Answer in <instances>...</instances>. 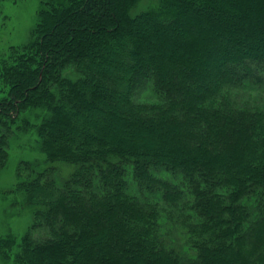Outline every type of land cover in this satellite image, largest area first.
I'll return each mask as SVG.
<instances>
[{
	"label": "trees",
	"instance_id": "16d2710c",
	"mask_svg": "<svg viewBox=\"0 0 264 264\" xmlns=\"http://www.w3.org/2000/svg\"><path fill=\"white\" fill-rule=\"evenodd\" d=\"M42 2L29 46L0 62V170L31 130L46 157L16 170L33 222L15 264H264V108L241 96L264 95V0ZM132 44L127 75L98 80L105 50ZM121 166L138 172L101 180Z\"/></svg>",
	"mask_w": 264,
	"mask_h": 264
},
{
	"label": "rangeland",
	"instance_id": "374dc122",
	"mask_svg": "<svg viewBox=\"0 0 264 264\" xmlns=\"http://www.w3.org/2000/svg\"><path fill=\"white\" fill-rule=\"evenodd\" d=\"M42 1L43 0H0V62L7 60L10 54H17V52H20V48L22 49L25 45L29 46L32 41V33L39 24L38 12L42 9H46L43 6L44 3ZM45 2H49V0H45ZM154 5L155 3L153 2L140 3L137 9L132 13L131 17L148 11ZM151 17L152 16L150 14L146 16L141 15L139 18H137L133 25L137 26L138 28L147 27L151 24V21L149 22V20L153 19ZM137 47L138 46H134L133 44L132 46H123L121 49H119V54L117 55L112 54V49H106V53H104V55L113 57L114 63H110V66L108 64L107 67L95 63V67H97L99 70L97 79H102L104 82L109 80L116 84L119 83V79L127 75L124 66L129 67L128 62L131 60L130 54H133ZM262 63H264L263 60ZM68 67L69 65H65L63 73L67 71ZM150 79L151 76H141L135 78V80L133 79V93L139 97L140 101L150 100L147 93L141 91L142 87L146 85ZM252 82L255 81L252 80ZM91 85L95 86V83ZM86 86H89V83ZM1 87L2 86L0 84V89ZM97 89L106 91L104 87H98ZM84 90L85 88H81V91ZM117 95L119 101H121L122 97L120 94ZM241 96L242 98L245 97L249 98L250 100H255V104H258L259 102L260 104L258 105L264 108V95L243 94ZM119 106L120 104L116 102L112 110H117L124 113V111H122ZM13 117H16V115L13 114ZM20 117L22 116L20 115ZM34 120V116L30 117L31 123H36ZM89 120L93 121L92 123L94 124L92 115L89 117ZM37 135L38 131L31 130L29 132L13 136L9 143L10 147L8 150V159L6 165L0 170V239L7 236H10L14 239V244L10 249L6 250L7 256L0 255V264H15V254L19 249L18 247L21 243L20 240L27 236L28 228L33 222L31 205L24 201L23 197L19 195L20 193H16L15 185L16 170L20 162H29L30 164L35 165V167L37 165H39V167H44L46 165V157L42 152L40 139ZM55 136L57 139L59 138V134L56 132ZM54 167L55 170L53 173L56 175L58 180L59 173H57V171L59 172L60 166L59 164H54ZM135 171L138 172L137 169L130 171L121 166L117 169L111 170L109 172L110 174L107 175V177L104 176L101 178V180L106 182L110 180L111 177L114 178L116 174H120L126 177V180L129 182L130 179L127 174L131 172L133 175ZM166 171L168 174L176 177V175L171 170ZM62 175L64 176L65 174L62 173ZM96 178L98 177H91V179L89 178L90 182L92 180L95 182ZM138 181L141 184V186H138L139 190L143 185H147L145 178H140ZM42 225L45 226L44 223L41 224V226ZM42 230L40 231L38 228L32 230L35 238L36 236L38 238H42L44 236V228ZM175 235L183 241V246L188 244L187 243L184 245V236L179 229H175Z\"/></svg>",
	"mask_w": 264,
	"mask_h": 264
}]
</instances>
